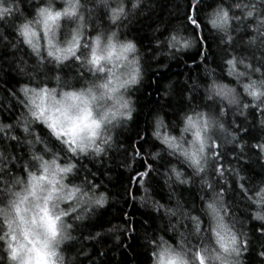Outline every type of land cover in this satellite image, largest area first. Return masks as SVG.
Masks as SVG:
<instances>
[{
	"label": "clouds",
	"instance_id": "clouds-1",
	"mask_svg": "<svg viewBox=\"0 0 264 264\" xmlns=\"http://www.w3.org/2000/svg\"><path fill=\"white\" fill-rule=\"evenodd\" d=\"M58 2L60 7H57ZM200 2L191 0L192 5ZM28 3L32 4L33 0ZM35 5L28 16L24 0H0V8L11 11L10 15H0V24L15 33L9 40L0 29V45L7 43L11 51L20 50L16 67L35 81L33 87L22 84L18 89L23 94L20 103L27 110L17 124L22 135L12 134L13 125L0 123V138L22 139L27 152V159L23 161L27 175L22 176L13 168L14 165L21 167L20 159L0 144V264H84L77 254H68L65 245L79 240V235L75 234L77 225L90 215L95 216L108 204L109 197L106 192L98 191L99 185L88 181L71 183V180L81 171L79 165L83 161L102 163V158L109 157L116 147L117 130L133 119L136 107L129 93L143 80L142 54L136 41L121 37L120 25L124 21L131 22L130 18L137 14L147 15L157 5L155 0H35ZM41 9L61 15L54 21H46V16L40 15ZM98 14L103 15L105 24L95 23ZM203 20L226 53L223 72L235 83L219 80L215 75L217 69L205 66L210 82L204 89V100L213 107H192L195 89L185 92L183 99L189 107L180 113L178 134L168 130L162 113L154 115L151 136L163 147L150 156L156 161L162 155L173 159L162 176L177 204L180 203L178 193L172 191L176 185L191 187L195 182L207 193L201 194L200 200L203 202L201 215L208 223L203 227L201 215L147 201L153 209H163L170 224L167 231L176 234L175 243L163 235L145 237L147 264H200L198 254L204 257V264H245L243 255L248 251L245 247L247 233L238 228L226 200V190L218 189L217 181L227 185L229 173L236 171L220 165V153L228 148L245 151L246 141L241 140V132L247 129L240 128L236 117L247 120L250 109L259 114L254 127L259 130L257 135L261 141L252 147L259 148L260 158L264 160V0H217ZM22 24H30L28 42L21 32ZM241 35L244 38L234 46ZM154 42L158 47L164 46L168 50L165 54L170 56L171 50L188 53L199 44L185 26L172 29L164 39ZM23 46L34 63L29 64L25 59ZM49 68L50 80L46 82L39 78V73ZM77 80L79 85L75 83ZM49 83L52 86H48ZM25 88L27 94L23 91ZM33 88L48 89L43 113L40 109L45 108V103L41 99H36L35 105L29 103ZM93 120L100 123L95 139L86 135L96 128ZM52 124L55 129H62L61 134L50 127ZM40 126L45 130L43 133ZM70 128L74 131H69ZM82 128L85 135L79 139ZM73 139L75 144L71 142ZM54 160L62 167L72 165V171L58 172L52 163ZM30 174L34 178H30ZM72 187L80 192L69 200ZM240 187L243 189L244 185ZM144 191L149 189L145 187ZM251 191L249 195V189H244L247 201L254 205L251 220L264 226V184ZM139 200L143 207L145 198ZM62 211L68 215L61 216L59 236L46 247L53 229L49 215L55 217ZM185 221L191 223L190 228ZM120 230H125L123 225ZM107 231L111 234L114 229ZM100 236L97 231L95 236L86 239L95 240ZM120 241L121 237L115 235V242ZM164 249H169L173 256L165 253L162 258ZM261 253L264 251L258 253L264 260ZM79 255L88 258L87 252Z\"/></svg>",
	"mask_w": 264,
	"mask_h": 264
},
{
	"label": "trees",
	"instance_id": "trees-1",
	"mask_svg": "<svg viewBox=\"0 0 264 264\" xmlns=\"http://www.w3.org/2000/svg\"><path fill=\"white\" fill-rule=\"evenodd\" d=\"M155 2L156 8L147 15L137 14L135 18H130L131 22L124 21L120 25L121 37L136 41L142 54L143 80L129 93L133 96L136 107L133 119L126 127L117 130L116 147L110 152L109 157L102 158V163L83 161L79 165L81 171L71 180V183L88 181L99 185L98 191L106 192L109 197L108 204L95 216L90 215L89 219L77 225L75 234L79 235V240L65 245L66 252L77 254L84 264H88L89 260L91 264H147L149 255L145 246L146 236L151 234L155 238L163 235L173 243L176 237V234L167 231L170 224L164 216L163 209H153L147 201L150 200L154 205L179 207L184 212L201 215L203 202L200 195H207L194 182L191 187L174 186L172 191L178 193L179 204L171 198V193L164 184L162 172L173 159L166 155H162L158 161L151 159L150 154L163 147L153 139L151 132L154 127V115L162 113L168 130L173 134L179 133L180 113L189 107L183 99L185 92H192L195 89L192 107L197 105L213 107L210 102L204 100V89L210 82L204 71L205 66L217 69L215 75L219 80L229 84L235 83L223 72L222 65L226 53L218 46L217 38L209 31L203 20L206 12L217 0H201L195 8L191 0ZM24 5L25 15L30 16L36 6L35 0L32 4L24 0ZM188 16H193L196 24L189 21ZM95 23L101 25L106 23L102 14L96 16ZM178 26H185L187 32L197 37L198 48L188 53H176L175 50H171L170 56L165 54L168 50L164 46L158 47L154 41L164 39L169 31L178 29ZM0 29L9 40L15 37L10 27L0 24ZM243 38L241 35L234 46ZM23 47L25 59L29 64L34 63V58L26 46ZM19 51V49L11 51L7 43L0 45V123L13 125L11 131L14 135H22V129L17 127V124L27 111L20 103L23 94L18 89L22 84L35 86V81L16 67ZM201 55L204 56L203 60L200 59ZM50 72L49 68L47 72L39 73V78L47 82L50 80ZM67 74L66 71L65 75ZM75 83L79 85L80 81L77 80ZM48 86L52 84L49 83ZM258 119L259 114L254 109L249 110L247 120L236 117L240 128L247 129L241 132V140L246 141L245 151L241 153L236 148L221 151L220 165L234 168L236 171L229 173L227 185L217 181V188L226 190V200L238 221V228L247 233L248 251L243 255L245 264H264V260L258 255L264 251V226L258 221L251 220V209L254 205L247 201L244 192V189H249L248 194L251 195V190L264 184V160L260 158L259 148L252 147L261 142L257 135L259 130L254 127ZM40 130L41 133L45 131L43 126H40ZM0 144L6 146L8 151L20 159L21 167L16 168L14 165V172L26 176L23 161L27 159V152L23 140L8 141L7 137L3 136L0 138ZM241 176L243 179L239 178ZM241 184L244 185L243 189L240 187ZM145 187L149 189L148 192L144 191ZM140 197L145 198L143 207ZM201 219L204 220L203 227H206L207 218L201 215ZM185 223L191 227L190 222ZM121 225L124 231L120 230ZM110 228L114 229L111 234L107 231ZM97 231L101 233L100 237L95 240L86 239L95 236ZM115 235L121 237L119 244L115 242ZM82 252L88 253L87 259L79 255Z\"/></svg>",
	"mask_w": 264,
	"mask_h": 264
},
{
	"label": "snow or ice",
	"instance_id": "snow-or-ice-1",
	"mask_svg": "<svg viewBox=\"0 0 264 264\" xmlns=\"http://www.w3.org/2000/svg\"><path fill=\"white\" fill-rule=\"evenodd\" d=\"M195 6L196 5L193 4V8H195ZM5 13L10 15L11 14L10 9L0 8V15H4ZM40 15L46 16V21L47 20H53L54 21L56 18H58L61 15V13H59V12L53 13L50 10L41 9L40 10ZM188 19L193 24H196V19H194L193 16H189ZM20 28H21V32L25 35V42H28V29L30 28V24H22L20 26ZM50 55H51V53H50ZM23 91L26 94L28 93V89L27 88L23 89ZM31 93H32V95L29 98V103L35 105L36 99H41L45 103V108L40 109V112L43 113V111H45V109L47 107L46 99H47V96H48V89L47 88H42V89L33 88L31 90ZM37 93H39V96H37ZM33 115L36 116L37 114L33 113ZM92 123L95 124L96 128L91 130V131H89V132H87L86 135L89 138H91V139H95V137L97 135V131L96 130L99 129L100 123H99V121H96V120H93ZM50 127H53V129L55 131H57L58 135L61 134L62 129H60V130L55 129V124L50 125ZM69 131H74V128H70ZM63 134L67 135V133H63ZM84 135H85V132H84V129L82 128V129H80V135H79L78 138L79 139H83ZM71 142L73 144H75L76 140L73 139ZM52 163L56 166L58 172H60V173H69V172L72 171V167H73L72 165H68V166H63L62 167L60 164L56 163L55 160ZM30 178H34V177H31V174H30ZM78 192H80V190L78 188L72 187L71 190H70V195L68 196V199L69 200L73 199ZM81 195H88V194L87 193H81ZM96 202L97 203H102V200H97ZM67 215H68V213L67 212H63V211L60 213V215L55 216V217L49 215V219L53 223V229H52V232H51V238H50L48 244L46 245V247H50L51 244L55 241L56 237L59 236V222H60L61 216H67ZM77 219H78V217H77ZM193 219H196V218L193 217ZM69 227H71V226L69 225ZM245 247H246V245H245ZM165 253H167L169 257L173 256V253L169 249H164L161 252V257L162 258H163ZM261 255H264V253H261ZM198 256H199V259H200V264H204V257L202 255H199V254H198ZM175 259L179 260V257L176 256Z\"/></svg>",
	"mask_w": 264,
	"mask_h": 264
},
{
	"label": "rangeland",
	"instance_id": "rangeland-1",
	"mask_svg": "<svg viewBox=\"0 0 264 264\" xmlns=\"http://www.w3.org/2000/svg\"><path fill=\"white\" fill-rule=\"evenodd\" d=\"M61 5L59 4V2L57 3V7H60Z\"/></svg>",
	"mask_w": 264,
	"mask_h": 264
},
{
	"label": "bare ground",
	"instance_id": "bare-ground-1",
	"mask_svg": "<svg viewBox=\"0 0 264 264\" xmlns=\"http://www.w3.org/2000/svg\"><path fill=\"white\" fill-rule=\"evenodd\" d=\"M159 215V214H158Z\"/></svg>",
	"mask_w": 264,
	"mask_h": 264
}]
</instances>
